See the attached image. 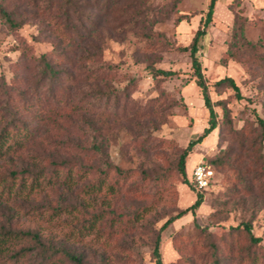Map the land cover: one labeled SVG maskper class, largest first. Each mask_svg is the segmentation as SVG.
<instances>
[{
  "label": "rangeland",
  "instance_id": "1",
  "mask_svg": "<svg viewBox=\"0 0 264 264\" xmlns=\"http://www.w3.org/2000/svg\"><path fill=\"white\" fill-rule=\"evenodd\" d=\"M31 1L0 0L18 20L37 14L20 28L0 16V119L19 117L38 127L29 146L14 155L18 168L35 162L50 171L52 161H67L73 180L0 201V222L9 218L15 229L37 230L47 247L67 246L84 254L86 264H155L158 235L164 264H209L200 230L222 235L251 217L264 245V198L230 197L216 168L196 217L188 212L161 228L197 197L177 162L208 126L209 110L184 47L210 0H123L89 44L71 38L58 16L60 4L50 11L46 1L38 7ZM96 48L98 56L88 58ZM43 55L64 71L61 78L43 79ZM197 58L219 127L188 156L190 181L197 163L236 149L232 131L249 140L260 132L251 131L257 116L264 118V0H217ZM151 66L175 74L155 76ZM226 76L244 98L229 85L215 86ZM116 166L127 173L109 171L104 185L114 184L115 191H86L100 171ZM61 205L69 210L50 216L51 207ZM92 214L102 215L93 226ZM47 255L35 250L24 264H52Z\"/></svg>",
  "mask_w": 264,
  "mask_h": 264
},
{
  "label": "trees",
  "instance_id": "2",
  "mask_svg": "<svg viewBox=\"0 0 264 264\" xmlns=\"http://www.w3.org/2000/svg\"><path fill=\"white\" fill-rule=\"evenodd\" d=\"M48 10L55 9L57 4L62 7L60 13L65 24V28L72 32L73 40H82L89 44L94 37V31L102 28L104 23L110 22L112 12L115 5L123 0H44ZM33 7H38L39 0L31 1ZM217 0H210L208 9L201 25L196 31L192 43L185 50H189L192 56V67L196 82L202 90L205 106L209 110L208 126L194 140L188 143L177 162V170L181 174L184 183L190 185L197 191V197L193 204L180 211L178 214L171 216L161 228L167 227L177 218L191 212L195 217L198 208L203 204L205 189H198L187 175L188 156L193 151L195 145L202 143L216 128L219 127L218 113L212 101L209 84L202 72V64L197 58L200 49V41L207 34V28L213 20ZM30 4V3H28ZM16 13L9 10L7 5L0 3V16L12 28H20L26 20L36 17L29 15L25 19H16ZM31 16V17H30ZM93 41V40H92ZM232 53V51H228ZM88 58L93 59L98 56L97 48L93 52H88ZM91 54V55H90ZM233 56L235 54L233 53ZM44 64L42 77L43 79L58 80L64 74V71L55 68V65L42 56ZM155 76H171L175 72L172 70L150 67ZM66 75H70L68 72ZM229 85L234 91L238 99L244 98L239 85L234 78L226 76L215 82L216 87ZM45 118V117H43ZM5 120L4 123H1ZM258 127L252 129V133L258 128L260 132L251 140L243 132L232 131V142L236 149L230 148L224 152H220L215 158L210 159L212 168L220 169L227 179L226 190L230 197L243 195L246 197L264 198V118L257 116ZM0 201L17 199L18 197L28 194L31 195L41 188H51L54 190L57 186L71 183L73 178V165L67 166V161L53 162L50 171L38 163H26L25 166L17 167L15 162V154L26 147L36 137L37 128H33L28 119L21 120L19 117H4L0 119ZM259 131V130H258ZM99 150V146L95 147ZM36 160V158H34ZM39 162V161H38ZM13 163V164H12ZM37 167V168H36ZM122 176L126 175V171L119 167H109L100 171L97 183L88 185L87 192L102 191L108 187V192L115 191V185L109 184L105 186L109 171L114 170ZM74 206V205H73ZM76 207V205H75ZM68 205L60 207H51L50 216H56L68 211ZM102 214V213H101ZM92 214L89 217L90 222L97 221L102 215ZM252 219L244 220L236 226H229L222 235L213 234L208 229L202 228L200 231L205 239V253L209 264H264V245L263 237L257 236L252 230ZM196 220V218H195ZM11 219L7 218L4 223L0 222V264H24V260H28L30 254L35 250H41L43 254L46 252L47 262L52 264H86L85 256L82 253L75 252L67 246H48L43 240L42 235L37 230L31 229H15L10 223ZM196 223V221H195ZM93 226V223L91 224ZM197 227H200L196 224ZM160 235L157 236L153 255L155 264H164L160 251ZM46 262V261H45ZM41 263V264H45Z\"/></svg>",
  "mask_w": 264,
  "mask_h": 264
},
{
  "label": "built area",
  "instance_id": "3",
  "mask_svg": "<svg viewBox=\"0 0 264 264\" xmlns=\"http://www.w3.org/2000/svg\"><path fill=\"white\" fill-rule=\"evenodd\" d=\"M213 175L214 171L212 167L201 161L194 167L191 181L198 189H205L210 185Z\"/></svg>",
  "mask_w": 264,
  "mask_h": 264
}]
</instances>
